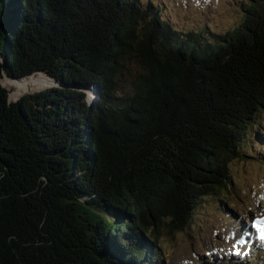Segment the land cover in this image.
<instances>
[{
	"label": "trees",
	"instance_id": "1",
	"mask_svg": "<svg viewBox=\"0 0 264 264\" xmlns=\"http://www.w3.org/2000/svg\"><path fill=\"white\" fill-rule=\"evenodd\" d=\"M260 2L217 33L156 0H0V264L170 261L159 229L264 146Z\"/></svg>",
	"mask_w": 264,
	"mask_h": 264
},
{
	"label": "rangeland",
	"instance_id": "2",
	"mask_svg": "<svg viewBox=\"0 0 264 264\" xmlns=\"http://www.w3.org/2000/svg\"><path fill=\"white\" fill-rule=\"evenodd\" d=\"M156 3L178 30L209 28L223 33L242 20L240 7L244 0ZM260 3L264 5V0ZM123 87L130 90L129 75L123 77ZM260 127L264 132V123ZM253 145V152L247 147L243 159L230 162L234 183L225 199L201 202L190 226L183 230L172 233L159 229L156 237L160 255L170 259L164 264H264V146L254 141Z\"/></svg>",
	"mask_w": 264,
	"mask_h": 264
},
{
	"label": "snow or ice",
	"instance_id": "3",
	"mask_svg": "<svg viewBox=\"0 0 264 264\" xmlns=\"http://www.w3.org/2000/svg\"><path fill=\"white\" fill-rule=\"evenodd\" d=\"M261 241H262V243H264V236L261 237Z\"/></svg>",
	"mask_w": 264,
	"mask_h": 264
},
{
	"label": "water",
	"instance_id": "4",
	"mask_svg": "<svg viewBox=\"0 0 264 264\" xmlns=\"http://www.w3.org/2000/svg\"><path fill=\"white\" fill-rule=\"evenodd\" d=\"M0 61H2V58H1V48H0Z\"/></svg>",
	"mask_w": 264,
	"mask_h": 264
}]
</instances>
